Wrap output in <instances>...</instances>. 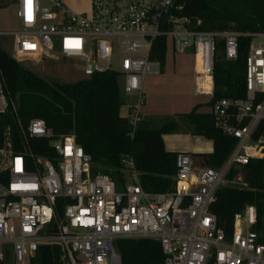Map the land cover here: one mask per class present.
<instances>
[{
    "label": "built area",
    "instance_id": "2783aa9c",
    "mask_svg": "<svg viewBox=\"0 0 264 264\" xmlns=\"http://www.w3.org/2000/svg\"><path fill=\"white\" fill-rule=\"evenodd\" d=\"M173 5L92 0L90 12H77L63 0H17L21 28L0 32L14 37L15 58L56 55L80 61L86 76L119 73L124 92L137 93L128 114L133 132L142 117L144 79L161 73L160 60L152 58L159 36H169L175 52L192 46L200 94L213 95L221 39L229 59L238 57L241 37L249 47L245 96L211 105L234 148L219 167L198 165L194 154L179 151L170 191L146 190L131 158L123 188L109 174L94 173L92 156L74 133H56L39 117L22 121L0 71V264H35L43 245H59L68 264H122L118 238L158 240L164 264H264L256 205L235 214L230 235L211 210L221 185L247 184L229 178L231 168L264 157V30L192 29L188 18L168 13ZM165 22L172 27L163 29Z\"/></svg>",
    "mask_w": 264,
    "mask_h": 264
},
{
    "label": "trees",
    "instance_id": "16d2710c",
    "mask_svg": "<svg viewBox=\"0 0 264 264\" xmlns=\"http://www.w3.org/2000/svg\"><path fill=\"white\" fill-rule=\"evenodd\" d=\"M168 13L188 18L187 26L196 30H264V0H174ZM171 27L165 22L162 28ZM173 46L167 35L156 39L152 58L160 60L162 71ZM248 47L249 38L241 37L238 57L229 59L224 40L219 41L213 71L214 92L207 105L221 97L245 96ZM0 71L25 124L39 117L56 133H74L77 142L92 156L93 172L109 174L119 189L130 175L127 158L133 160V169L146 190L174 188L179 151L166 148L164 134L184 131L212 139L213 150L199 156L201 165L214 167L222 165L236 144L233 137L217 127L213 114L202 111L199 104L189 112L174 115L142 114L133 132L128 115L121 113L125 92L117 72H95L74 82L49 80L23 65L1 44ZM237 175L247 184L221 185L211 210L217 215L218 225L230 235L235 214L247 204H255L256 227L264 233V157L232 167L229 178ZM116 248L122 264H164V253L156 239L118 238ZM35 264L68 263L59 245H43L38 249Z\"/></svg>",
    "mask_w": 264,
    "mask_h": 264
},
{
    "label": "rangeland",
    "instance_id": "374dc122",
    "mask_svg": "<svg viewBox=\"0 0 264 264\" xmlns=\"http://www.w3.org/2000/svg\"><path fill=\"white\" fill-rule=\"evenodd\" d=\"M17 5L14 0H0V32L13 31L21 28L16 14ZM1 46L13 57L16 56L14 49V37L12 35L0 34ZM172 53V52H171ZM169 53L165 69L159 74H148L144 79V95L140 104L142 114L163 113L175 114L176 112H189L197 104L207 110V102L212 96L198 94L195 91L196 74L194 71V53L192 46L186 47L184 51H177L176 55ZM21 63L34 70L49 80L77 81L87 77L81 62L72 59H63L56 55L37 58L22 57L18 59ZM137 93H125L124 98L137 99ZM128 101V100H127ZM144 101H146L144 103ZM128 103L124 102L121 113L128 115ZM176 134L165 135L167 146L171 148L181 141L172 140ZM195 142L197 138L187 135ZM241 178V175H237ZM235 184V183H233ZM243 184V183H237Z\"/></svg>",
    "mask_w": 264,
    "mask_h": 264
},
{
    "label": "crops",
    "instance_id": "0c3cea01",
    "mask_svg": "<svg viewBox=\"0 0 264 264\" xmlns=\"http://www.w3.org/2000/svg\"><path fill=\"white\" fill-rule=\"evenodd\" d=\"M63 1H64L65 5L68 8H70L73 11H77V12H90V10L92 8V0H63ZM14 2L17 5V0H14ZM16 14H17V11H16ZM176 53L177 52H175L174 49H173L171 54L176 55ZM193 53H194V51H193ZM194 71H195V57H194ZM161 72H162V70H161ZM198 94H200V93H198ZM202 95H209V94H202ZM134 100L133 99L129 100V98L125 99V102L128 103V105H127L128 112H129V109L131 108V106L135 102H137V101H134ZM145 102L146 101H144V103ZM207 106H208L207 110L204 107H202V106L200 107V109L202 111H207V112L211 113V105H207ZM176 113H180V112H176ZM150 114L157 115L156 113H147V112L144 115H150ZM159 115H165V114L159 113ZM168 115H174V114H168ZM125 116H127V115H125ZM168 134H176V136H174L172 138V140L181 141L183 143H179L178 145L174 146L175 142H173L171 148H169L167 146V143H166V140H165V135H167V134H164L163 137H164L166 148L168 150H171V151H183V150H185V151L191 152L192 154H194L198 165H201L200 164L199 153L211 152L213 150V140L209 139V138H207V137H205L203 135H195V134L184 132V131L175 132V133H168ZM187 135L194 136L197 139L195 140V142L192 141V143H190L191 140L189 139V137H187Z\"/></svg>",
    "mask_w": 264,
    "mask_h": 264
}]
</instances>
